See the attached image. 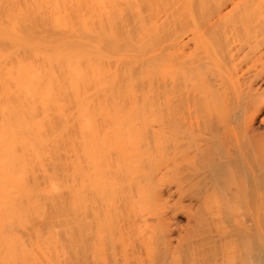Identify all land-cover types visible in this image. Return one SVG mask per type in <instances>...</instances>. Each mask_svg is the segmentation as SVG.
<instances>
[{"label": "bare ground", "instance_id": "6f19581e", "mask_svg": "<svg viewBox=\"0 0 264 264\" xmlns=\"http://www.w3.org/2000/svg\"><path fill=\"white\" fill-rule=\"evenodd\" d=\"M263 112L264 0H0V264H264Z\"/></svg>", "mask_w": 264, "mask_h": 264}, {"label": "rangeland", "instance_id": "374dc122", "mask_svg": "<svg viewBox=\"0 0 264 264\" xmlns=\"http://www.w3.org/2000/svg\"><path fill=\"white\" fill-rule=\"evenodd\" d=\"M263 113H264V112H263ZM179 213H180V212H178V214H177V215L179 216L178 219L181 220V221H179V223H181V222H182V224L186 223L185 216L182 215V213H181V214H179ZM183 217H184V218H183ZM261 218H262L261 220L264 221V216L261 217ZM262 221H261V222H262ZM180 225H181V224H180ZM261 225L264 226V222L261 223ZM182 226H184V225H182Z\"/></svg>", "mask_w": 264, "mask_h": 264}]
</instances>
